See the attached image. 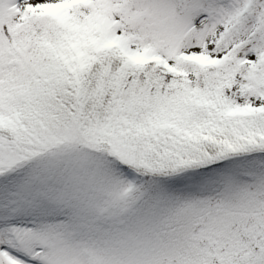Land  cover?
Listing matches in <instances>:
<instances>
[{
  "label": "snow or ice",
  "instance_id": "1",
  "mask_svg": "<svg viewBox=\"0 0 264 264\" xmlns=\"http://www.w3.org/2000/svg\"><path fill=\"white\" fill-rule=\"evenodd\" d=\"M0 264H264V0H0Z\"/></svg>",
  "mask_w": 264,
  "mask_h": 264
}]
</instances>
